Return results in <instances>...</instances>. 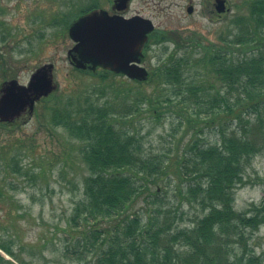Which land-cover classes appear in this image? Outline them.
<instances>
[{
  "label": "trees",
  "instance_id": "1",
  "mask_svg": "<svg viewBox=\"0 0 264 264\" xmlns=\"http://www.w3.org/2000/svg\"><path fill=\"white\" fill-rule=\"evenodd\" d=\"M241 2L247 14L231 20L222 44L202 46L188 39L190 43L177 44L149 75L148 80L164 85L168 96L162 91L145 95L147 116L176 111L188 124L181 159H161L144 151L139 131L128 121L137 112L136 100L118 103V112L86 94L67 99L61 112H52L51 126L61 125L81 143L78 154L88 172L83 199L70 220L83 216L86 222L107 227L90 232L100 243L97 264H264V249L256 256L244 245L246 234L264 225V197L242 212L233 209L234 189L244 184L246 167L264 150V0ZM98 3L92 0L60 20L68 28ZM155 31L149 40L170 41ZM197 46L202 51L193 53ZM207 127L218 129L215 143L201 138ZM11 160L4 164L7 174L16 172L9 169ZM166 177L186 180L174 193L205 212L192 227L172 228L174 217L168 211L163 214L157 184ZM145 194L153 199L146 200L142 219L129 211ZM236 244L244 255L237 257ZM0 250L14 256L1 243Z\"/></svg>",
  "mask_w": 264,
  "mask_h": 264
},
{
  "label": "rangeland",
  "instance_id": "2",
  "mask_svg": "<svg viewBox=\"0 0 264 264\" xmlns=\"http://www.w3.org/2000/svg\"><path fill=\"white\" fill-rule=\"evenodd\" d=\"M91 1L0 0V87L10 80L25 85L37 68L48 63L54 65L55 85L48 96L34 105L25 123L18 121L9 126L0 122V193L3 194L0 196V243L14 253L12 257L0 250L5 260L0 264H97L100 243L93 240L90 232L94 229L104 232L106 225L86 222L83 216L70 220L75 206L83 199V181L88 175L78 154L81 143L70 138L61 125L51 126L49 122L54 110L61 112L66 107L67 99L91 94L99 103L106 102L118 112V103L136 100L137 104H133L137 112L128 121L139 131L144 151L161 159L182 158V141L188 138L183 135L187 122L176 111L165 110L159 117L146 114L145 95L162 91L163 97L168 96L163 84L147 79L140 85L123 75L101 79L99 75L76 72L69 64L66 52L72 42L60 18L77 7L88 6ZM112 1L99 0V8L111 13ZM241 1L225 0V11L218 13L215 0H130L124 15L150 19L157 36L170 40L156 44L150 39L142 65L150 73L156 71L176 45L190 43L188 39L202 46L222 44L232 28L231 20L247 14ZM188 6H192L190 13L186 11ZM52 24L55 25L49 26ZM199 51L202 49L197 46L193 53ZM27 117L26 114L24 119ZM217 131L215 127L203 128L201 138L215 143L219 138ZM10 160L9 169L13 167L16 172L7 174L4 164ZM181 180L180 186L184 188L186 180ZM180 181L166 177L157 184L163 214L168 211L174 217L172 228L192 227L205 213L198 204L187 203L174 193ZM243 183L233 191V209L237 212L264 197V150L246 167ZM152 199L146 194L137 198L129 212L145 219V202ZM87 236L90 237L86 239ZM245 239L247 253L260 255L264 249V225L251 236L246 234ZM235 246L239 248L237 257L244 255L243 247Z\"/></svg>",
  "mask_w": 264,
  "mask_h": 264
},
{
  "label": "water",
  "instance_id": "3",
  "mask_svg": "<svg viewBox=\"0 0 264 264\" xmlns=\"http://www.w3.org/2000/svg\"><path fill=\"white\" fill-rule=\"evenodd\" d=\"M128 2L114 0L112 8L119 13L125 12ZM215 3L218 13L225 11V0H215ZM191 10L192 6H188L187 13ZM153 30L154 24L148 18L139 15L126 18L95 9L80 17L68 29L74 45L67 54L76 68L84 69L89 64V69L94 70L101 66L129 79L144 81L148 72L140 65L141 50ZM4 86L0 90L3 93L0 96V121H4L3 117L6 116H18L26 105L31 112L40 96H46L55 89L52 85V65L38 68L26 86L18 84L16 80L6 82Z\"/></svg>",
  "mask_w": 264,
  "mask_h": 264
},
{
  "label": "flooded vegetation",
  "instance_id": "4",
  "mask_svg": "<svg viewBox=\"0 0 264 264\" xmlns=\"http://www.w3.org/2000/svg\"><path fill=\"white\" fill-rule=\"evenodd\" d=\"M114 6V4H112L111 5V7H110V10H111V15L112 14H115L116 13V11L112 8ZM53 65V64H52ZM54 67V66H53ZM96 69H101V68H96ZM85 70H88V65H86V69ZM30 78V77H29ZM29 78H28V81H29ZM6 83V81L5 82H3V84L1 85V87H0V90L1 89H3L5 86H4V84ZM28 84V82L25 84V85H27ZM3 93H1L0 92V96L2 95ZM43 98V97H42ZM41 99V98H40ZM39 99V100H40ZM39 100L36 102V103H38L39 102ZM35 103V104H36ZM32 113L33 112H30L29 111V109H28V107H27V105L26 106H24V107H22V109L18 112V116H15V115H12V116H6V117H3V119H5L4 121H0L1 123H3V124H5V125H9V126H13V125H15V124H17L18 123V121H20V124H23V123H25V121L26 120H28L30 117H31V115H32ZM28 115V117H27V119H24V116L25 115ZM4 116H5V114H3Z\"/></svg>",
  "mask_w": 264,
  "mask_h": 264
}]
</instances>
